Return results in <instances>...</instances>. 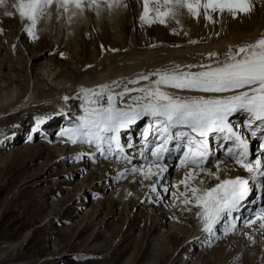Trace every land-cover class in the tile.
Instances as JSON below:
<instances>
[{"label": "bare ground", "instance_id": "bare-ground-1", "mask_svg": "<svg viewBox=\"0 0 264 264\" xmlns=\"http://www.w3.org/2000/svg\"><path fill=\"white\" fill-rule=\"evenodd\" d=\"M214 1L0 0V58L2 53H17L15 48L21 47L18 52L23 69L21 73L30 70L33 79H36L31 82L27 77L23 86L12 78L0 75V81L6 82L5 86H0V119L3 121L6 118L5 123L8 124L24 113L33 114L32 122L23 120L12 132L22 133L31 127L36 133L33 139L40 133L62 134L66 132L63 129L66 124L55 127V123L63 120L60 112L66 105L73 104L77 112L86 101L93 102V105L98 102L103 108L112 93L118 97L115 112L124 114L120 116L123 120L138 116L148 107L170 102H177L188 109L197 108V126L203 120L215 123L218 115L214 109L221 106L226 117L227 111L236 106L238 97L262 88L264 84L251 82L254 78L245 75L206 80L201 74L234 67L263 55L264 16L261 12L264 11V0H245V7L239 10L243 13L226 10L217 13L218 10L213 12L216 15L212 17L196 14L202 8L210 13L206 8L214 5ZM257 8L260 14L255 13ZM182 9L189 12L183 14ZM9 30L12 32L9 33ZM74 36L77 38L74 39ZM71 41L77 45L72 46ZM83 42L85 45L81 46ZM98 46L100 52L95 49ZM3 58L0 59V69L6 67ZM54 64L63 68V76L68 74L64 77L68 85L62 86V82L56 84L52 73L48 76L45 70L38 71V68L52 71ZM9 70L16 69L11 66ZM48 82L54 83V87L52 84L51 88L48 87ZM66 96L75 98L63 102ZM100 97L102 100L95 101ZM46 111H52L53 117L57 113L55 121H49L52 116H45ZM85 113L80 118L81 123L94 126L99 115L90 116L89 106H85ZM40 124L43 127H38ZM9 128L1 131L0 136L10 137ZM70 133L60 145L62 148L56 143L50 144L45 138L34 152L38 155V151L45 148L48 156L57 153L62 157L60 161L71 163L78 160L77 156L85 152L80 151L81 147L75 148L77 152L72 155L67 152L71 142L81 139L83 133L81 130ZM21 137L22 134L17 141ZM233 149V157L241 158L238 147ZM15 154L13 161L18 160ZM234 158H210L203 169L183 171L176 170L175 166L166 169L154 163H136L139 166L134 168L139 170L134 172L124 164H94L96 158L93 156L91 168L80 164L73 167L69 185L73 186L76 182L74 177L79 175L77 169L83 171L82 175L90 168L93 176L90 185L97 183L95 191L102 194V198L111 188L114 189L110 195L117 194L110 199L121 196L117 198L116 211L130 212L127 216L129 225L139 218L132 216L131 211L137 206V213H141L140 222L146 219L140 239L146 242L158 238L157 243L154 242V253L159 248L160 252L154 254L157 255L155 264L167 263L168 258L173 256L178 259L175 264H186L188 258L194 259L197 252H200L197 264L206 259V263L217 264L220 261L217 251L228 250L234 245L237 250L223 264H264V190L257 206L259 213L253 218L242 217L243 225L237 233L221 228L218 222L231 212L228 206L218 202L221 201L219 197L227 199L236 194L234 186L242 181H247L248 185L251 177L261 171L260 164L255 161L242 164ZM88 177L86 175L83 182H87ZM85 187L84 194L87 190L90 192L88 197H92L94 187ZM98 189H101L100 192ZM150 202L152 204L148 205ZM146 204L148 206L144 207ZM94 207L105 210L104 202ZM110 214L107 212L105 215L108 217ZM106 227L110 228L108 222ZM164 229L168 230L167 237L163 234ZM27 237L28 233L24 241ZM19 245L20 242H15L9 247L15 250ZM214 245L218 247L212 249ZM180 246L192 249L191 255H182ZM203 249L207 250L204 256Z\"/></svg>", "mask_w": 264, "mask_h": 264}, {"label": "rangeland", "instance_id": "rangeland-1", "mask_svg": "<svg viewBox=\"0 0 264 264\" xmlns=\"http://www.w3.org/2000/svg\"><path fill=\"white\" fill-rule=\"evenodd\" d=\"M202 10H197L196 12L199 17H202V15H207L206 17L216 15L213 14L215 10H210V13L212 12L211 14L206 10ZM183 11L184 9L181 11L183 14L189 12ZM217 13H222V11L220 10ZM237 13L243 12L238 11ZM255 13L260 14L258 8L255 9ZM261 13L264 16V11ZM9 31V33L12 32L11 30ZM73 38L75 39L77 36ZM23 42L26 44V40H23ZM73 42H70L72 46L77 45V43L74 44ZM83 45H85L84 42L81 46ZM95 49L99 52L101 51L99 46ZM19 50H21V47L19 49L15 48V51L19 52ZM18 52L12 54L9 52L2 53L3 56L1 58L4 57L3 60L6 61V67L0 69V75L6 78H12V80L24 86L27 82V77L31 82H35L36 79H33V73L30 70L21 73L23 69L20 66L21 57ZM27 60L25 59L28 62L27 64H30ZM10 65L16 70H9ZM57 66L56 64L52 65V71L46 68H38V71L42 72V70H45L48 76L52 73L54 76H52L53 80L56 84L62 82V86L68 85L66 78H64L68 74L65 73L63 76L61 73L63 68ZM41 72L39 73L41 74ZM59 76H62L60 77L62 81L58 78ZM50 84L54 87V83L51 82H48V87H50ZM5 85V81H0V86ZM26 114L20 115L8 124L5 123L6 118L3 121L0 119V133L10 127L9 129L12 134L8 135L10 136L8 138H6L7 136H0V264H155L157 255L155 256L154 254L160 252L159 246V250L157 249L154 253V248L157 243L156 239L158 238L156 237L154 240L150 239V241L148 240L146 242L140 239L146 226V219L140 222L141 213H137V206L133 210H130L132 211V216L139 218L132 225H129L127 216L130 212L122 213L119 212L120 210L116 211L118 207L117 198L121 196L110 199V197L117 194L113 193L110 195V191L114 188H111L104 195V198H102V194H98L95 191L98 186L97 183L90 185V181L93 178L90 170L92 163L83 157L84 155L86 156V152H81L77 156L78 160H74L71 163L60 161L62 157H59L57 153H52L48 156V150L45 148H41L38 151L40 153L37 155L34 149L39 147L42 143L41 141L45 138L50 144L56 143V145L62 148L60 146L62 142L72 133H56L53 135H44L43 137L40 134L33 139L36 135L33 132L31 139H29L28 137L30 136L27 134V131H32L33 128L31 127L29 129L26 126L28 128L22 133L19 131L16 132L17 134L12 132L19 125V122L23 120L33 121V114ZM36 114L37 112L34 115ZM45 116H52L49 117V121H55L52 111H46ZM55 124L56 127L60 123L56 122ZM20 134H22L21 140L17 141ZM79 140L74 141L76 142L75 144L71 143L69 145L70 148L67 154L72 155L74 152H77L75 148L80 149L81 146L77 144ZM14 154L17 156L15 159L18 160H12L14 159ZM53 164H57V166H52ZM78 164L86 167L89 166L90 168L82 175L81 173L83 171L77 169L79 175H75L74 180L76 182L73 186H70L69 174L73 172V167ZM86 175L90 177H88L87 182H83V178ZM95 178L96 176H94ZM75 186L77 190L74 191ZM85 186L94 187L93 195L91 194L94 199L88 197L90 195L89 191L86 190L87 194H84ZM98 190L100 192L101 189ZM76 200L77 202H75ZM94 202L95 205L99 202H104L105 210L103 211V209L94 207ZM150 204L152 202L148 203V205ZM148 205L146 204L144 207ZM107 212H110L111 216L107 217L105 215ZM107 222L110 228L106 227ZM167 231V229L163 231L166 237ZM27 233L28 237L24 241ZM113 233L114 236L112 237ZM99 234L101 235L100 237ZM137 239L140 241L134 243ZM15 242H20V245L15 250H12L9 246ZM217 245H214L212 249L217 248ZM180 248L183 249L182 255L183 253L184 255H191L190 251L192 249L183 248V246H180ZM235 250L237 249L234 245L228 250L226 249L222 252L217 251V254H220V261L217 264H223ZM199 253L197 252L195 254L194 259L188 258L186 264H197L198 258L200 259ZM206 253L207 250L205 249L203 256ZM132 256L134 257L132 258ZM177 261L178 259L176 260L175 256H173L169 257L168 262L163 264H175ZM207 261V259L200 261L199 264H209L206 263ZM210 264H213V262Z\"/></svg>", "mask_w": 264, "mask_h": 264}]
</instances>
